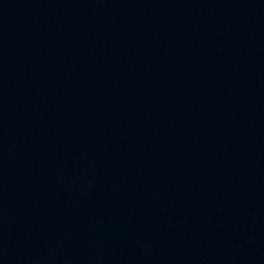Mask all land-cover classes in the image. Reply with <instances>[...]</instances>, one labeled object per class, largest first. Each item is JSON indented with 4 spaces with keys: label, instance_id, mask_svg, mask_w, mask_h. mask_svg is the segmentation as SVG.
Segmentation results:
<instances>
[{
    "label": "water",
    "instance_id": "95a60500",
    "mask_svg": "<svg viewBox=\"0 0 264 264\" xmlns=\"http://www.w3.org/2000/svg\"><path fill=\"white\" fill-rule=\"evenodd\" d=\"M0 264H264V0H0Z\"/></svg>",
    "mask_w": 264,
    "mask_h": 264
}]
</instances>
